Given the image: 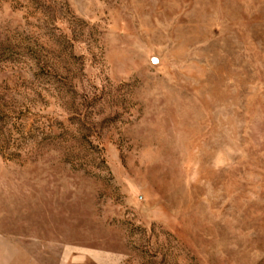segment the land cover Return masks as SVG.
<instances>
[{"label":"rangeland","instance_id":"obj_1","mask_svg":"<svg viewBox=\"0 0 264 264\" xmlns=\"http://www.w3.org/2000/svg\"><path fill=\"white\" fill-rule=\"evenodd\" d=\"M0 264H264V0H0Z\"/></svg>","mask_w":264,"mask_h":264}]
</instances>
